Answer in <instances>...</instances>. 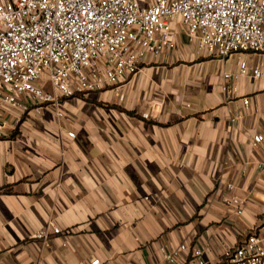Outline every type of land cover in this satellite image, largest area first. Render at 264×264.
<instances>
[{"label":"crops","instance_id":"obj_1","mask_svg":"<svg viewBox=\"0 0 264 264\" xmlns=\"http://www.w3.org/2000/svg\"><path fill=\"white\" fill-rule=\"evenodd\" d=\"M177 32L120 85L40 112L0 108V264H157L160 247L195 242L217 264L264 223L251 145L264 134V57H209ZM240 60L262 76L225 90ZM227 183L240 215L221 203Z\"/></svg>","mask_w":264,"mask_h":264},{"label":"built area","instance_id":"obj_2","mask_svg":"<svg viewBox=\"0 0 264 264\" xmlns=\"http://www.w3.org/2000/svg\"><path fill=\"white\" fill-rule=\"evenodd\" d=\"M177 31L209 57H264V0H0V108L40 112L120 85L146 57L172 51ZM261 76L259 67L240 60L234 74L223 75L224 89L235 91L238 78ZM251 145L264 158V134H255ZM224 187L221 203L240 215L232 184ZM42 238L49 246V237ZM159 257L157 264H210L197 242L160 247ZM217 264H264V223L227 248Z\"/></svg>","mask_w":264,"mask_h":264},{"label":"trees","instance_id":"obj_3","mask_svg":"<svg viewBox=\"0 0 264 264\" xmlns=\"http://www.w3.org/2000/svg\"><path fill=\"white\" fill-rule=\"evenodd\" d=\"M107 107H109V106L107 105ZM111 108H115V109H117V110H122V109H120V108H118V107H116V106H112ZM124 112H125V111H124ZM127 114L131 115L132 113L127 112Z\"/></svg>","mask_w":264,"mask_h":264}]
</instances>
